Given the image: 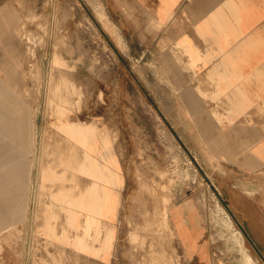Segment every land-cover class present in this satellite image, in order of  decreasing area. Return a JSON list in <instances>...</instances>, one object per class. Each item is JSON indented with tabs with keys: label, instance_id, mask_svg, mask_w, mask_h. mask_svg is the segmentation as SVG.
I'll list each match as a JSON object with an SVG mask.
<instances>
[{
	"label": "crops",
	"instance_id": "1",
	"mask_svg": "<svg viewBox=\"0 0 264 264\" xmlns=\"http://www.w3.org/2000/svg\"><path fill=\"white\" fill-rule=\"evenodd\" d=\"M23 1L0 0V59L6 58L0 60L1 76L8 62L21 71L26 65L17 35L25 19ZM136 3L150 12L158 26L147 36L152 38L153 52L161 54L160 73L153 66L150 72L146 67V84L160 93L164 107L172 95L178 138L222 190L243 229L255 241H264V0ZM66 61L76 79L87 77V67L83 69L73 57ZM3 82L8 85V78L3 77ZM154 83L159 84V91L153 89ZM15 96L20 98L16 103L29 101L34 109H22L20 104L12 113L0 111V165H19L23 176L27 166H36L42 197L43 192L47 195L43 230L87 257L112 261L111 238L120 221L126 188L136 166L151 161L133 158L130 140L114 141L113 128L103 124L105 109L75 114L103 119L99 125L86 122L73 127L69 120L56 125L53 119H70L73 113L65 106L50 110L37 95L25 99V94L16 92ZM202 264L213 262L204 259Z\"/></svg>",
	"mask_w": 264,
	"mask_h": 264
},
{
	"label": "rangeland",
	"instance_id": "2",
	"mask_svg": "<svg viewBox=\"0 0 264 264\" xmlns=\"http://www.w3.org/2000/svg\"><path fill=\"white\" fill-rule=\"evenodd\" d=\"M22 7L25 19L17 35L26 65L21 71L8 62L7 72L2 70L5 101L15 103L18 98L3 82L11 71L12 84L21 87L25 99L37 95L45 99L48 109L65 106L73 113L70 119H53L56 125L61 120L72 121L73 127L86 122L99 125L103 119L75 114L105 109L103 124L113 128L114 141L130 140L134 143L131 156L151 162L136 166L130 178L111 238L114 256L109 262L66 247L56 235L43 230L46 208L36 166H27L23 176L19 166L0 165V176L7 177L11 185L18 183L14 195L6 194L0 186V197L4 195L0 201V264H193L197 259H202L197 261L200 264L204 259L213 264H264V241H255L243 229L238 215L225 203L222 190L178 138L172 95L164 107L160 93L155 94L146 84L145 68L150 72L153 66L160 73L161 66V54L153 52L152 38L147 36L152 28H158L150 12L136 0H24ZM71 57L83 69L87 67V79H76L69 72L66 59ZM155 88L159 91V84L154 83ZM17 104L25 110L34 109L29 101ZM157 198L160 206L166 207V215L156 210ZM179 207L183 208L180 213ZM192 232L195 240L185 245ZM187 246H191L190 254Z\"/></svg>",
	"mask_w": 264,
	"mask_h": 264
},
{
	"label": "bare ground",
	"instance_id": "3",
	"mask_svg": "<svg viewBox=\"0 0 264 264\" xmlns=\"http://www.w3.org/2000/svg\"><path fill=\"white\" fill-rule=\"evenodd\" d=\"M34 2H35V1H34ZM39 16H40V15H39ZM55 16H56V15H55ZM55 16H54V17H55ZM31 26H33V25H31ZM187 26H188V25H187ZM193 29H194V28H193ZM30 36H31V35H30ZM33 36H34V35H33ZM29 38H30V37H29ZM31 38H33V40L35 39V37H31ZM140 39H141V38H140ZM196 41H197V40H196ZM30 44H31V43H30ZM53 54H54V53H53ZM54 57H55V56H54ZM54 59H55V58H54ZM52 60H53V59H52ZM55 60H56V59H55ZM55 63H56V62H55ZM219 66H220V65H219ZM62 72H66V71H62ZM67 73H69V72L67 71ZM203 73H204V72H203ZM37 74H38V73H37ZM7 75H8V83H9L8 85H9L13 90H15L16 92H22V91H21V87L18 88V87H14V86H13V84H14V76H13L12 72L9 71ZM65 75H66V74H65ZM198 75H199V74H198ZM59 76H60V74H59ZM63 76H64V75H63ZM66 76H67V75H66ZM66 76H65V79L68 77V76H67V77H66ZM198 77H199V76H198ZM60 81H61V79H60ZM203 81H204V80H203ZM48 82H49V81H48ZM12 83H13V84H12ZM175 84H176V83H175ZM8 85H6L7 88L11 89ZM17 85H20V82H17ZM175 86H177V85H175ZM199 88H200V87H199ZM195 89H196V88H195ZM197 89H198V88H197ZM200 89H201V88H200ZM207 90H208V88H207ZM191 91H192V90H191ZM202 91H203V90H202ZM207 92H208V91H207ZM209 92H210V91H209ZM188 93H189V91H188ZM204 93H205V92H204ZM194 94H195V93H194ZM206 95H207V94H206ZM209 95H210V94H209ZM213 95H214V94H213ZM21 96H23V95H21ZM6 97H7V94L4 93V88H2V94H0V111L3 110V111H7V112H9V113H10V112L12 113L14 110H18V109H20L19 104H17L16 102H15V103H12L10 100L5 101V100H7ZM194 97H195V96H194ZM202 98H203V97H202ZM71 99H72V98H71ZM71 99H70V100H71ZM74 99H75V98H74ZM195 100H196V99H195ZM195 100H194V101H195ZM198 100H199V99H198ZM194 101H193V102H194ZM205 102H206V101H205ZM207 102H208V100H207ZM207 102H206V103H207ZM221 103H222V102H221ZM234 103H235V102H234ZM202 104H203V100H202ZM208 104H209V103H208ZM196 105H197V104H196ZM236 105H237V104H236ZM209 106H212V105H208V108H210ZM229 106H231V105L229 104ZM216 108H217V107H216ZM218 108H219V107H218ZM219 109H220V108H219ZM219 109H218V111H219ZM230 110H232V109L230 108ZM230 110H229V111H230ZM254 110H255V108H254ZM254 110H253V111H254ZM223 112H224V111H223ZM254 112H255V111H254ZM37 113H38V112H37ZM255 113H257V112H255ZM255 113H254V115H257V114H255ZM252 114H253V113H252ZM44 115H45V114H44ZM129 115H130V114H129ZM215 115H216V113H215ZM217 115H218V114H217ZM243 115H246V113L243 114ZM254 115H253V116H254ZM218 116H219V115H218ZM247 116L249 117V115H247ZM247 116H246V117H247ZM251 116H252V115H251ZM263 116H264V115H263ZM204 117H205V116H204ZM241 117H242V116H241ZM246 117H245V118H246ZM243 118H244V117H243ZM243 118H242V119H243ZM258 118H259V117H258ZM84 119H85V118H84ZM238 119H239V118H238ZM204 120H205V119H204ZM260 120H261V119H260ZM235 121H236V120H235ZM240 121L243 122L241 119H240ZM244 121H246V120H244ZM37 122H38V121H37ZM260 122H261V121H260ZM260 122H259V123H260ZM262 122H263V120H262ZM43 123H44V122H43ZM263 123H264V122H263ZM20 124H21V123H20ZM260 124H261V123H260ZM18 125H19V124H18ZM261 126H262V125H261ZM262 128H264V127H262ZM7 130H8V129H7ZM16 130H17V129H16ZM36 135H37V134H36ZM9 140H10V139H9ZM7 141H8V140H7ZM1 142H2V141H1ZM2 143H3V142H2ZM36 143H37V142H36ZM13 144H14V143H13ZM34 144H35V143H34ZM34 144H33V145H34ZM9 145H10V144H9ZM69 146H70V145H69ZM13 147H14V146H13ZM63 148H64V147H63ZM23 150H24V149H23ZM26 150H27V149H26ZM76 152H77V151H76ZM211 152H212V151H211ZM21 153H22V152H21ZM25 153H26V152H25ZM13 156H14V155H13ZM21 156H22V155H21ZM63 156H64V155H63ZM17 157H18V156H17ZM19 158H20V157H19ZM20 159H21V158H20ZM20 161H21V160H20ZM73 161H74V160H73ZM69 165H70V164H69ZM18 166H19V165H18ZM8 167H9V166H8ZM24 168H25V167H24ZM26 168H27V167H26ZM61 168H62V167H61ZM63 168H64V166H63ZM6 169H7V168H6ZM10 169H11V168H10ZM14 169H16V168H14ZM14 169H13V170H14ZM16 170H17V169H16ZM46 170H47V169H46ZM59 170H60V169H59ZM148 170H149V169H148ZM8 172H9V169H8ZM14 172H15V171H14ZM23 173H24V172H23ZM30 173H31V172H30ZM15 174H16V173H15ZM50 174H51V173H50ZM2 175H3V174H2ZM2 175L0 176V186L2 185V189H3L4 191H6V194H8V195H10V194L14 195L13 193H14V192H17V191H16V190H17V186H16V185H17L18 183H17L16 185H11V183L8 182V178L5 177V176H2ZM57 177H58V176H57ZM20 178H21V177H20ZM21 179H22V178H21ZM13 180H14V179H13ZM17 180H18V179H17ZM19 181H20V180H19ZM33 181H34V178H33ZM50 181H51V180H50ZM50 181H49V182H50ZM60 181H61V180H60ZM20 182H21V181H20ZM19 184H20V183H19ZM21 184H22V183H21ZM33 184H34V183H33ZM22 185H24V184H22ZM67 185H68V184H67ZM37 186H38V185H37ZM47 186H48V184H47ZM65 186H66V185H65ZM68 186H69V185H68ZM68 186H67V188H68ZM19 187H20V186H19ZM57 187H58V186H57ZM59 187H60V185H59ZM69 187H70V186H69ZM157 187H158V186H157ZM22 188H23V187H22ZM38 188L41 190L40 187H38ZM60 188H61V187H60ZM27 189H28V188H27ZM157 189H158V188H157ZM160 189H161V188H160ZM32 190H33V189H32ZM56 190H57V189H56ZM56 190H54V191H56ZM25 192H26V191H25ZM45 192H46V191H45ZM50 192H51V190H50ZM159 192H160V191H159ZM17 193H18V192H17ZM41 193H42V192H41ZM19 194H20V193H19ZM26 194H27V192H26ZM39 194H40V192H39ZM39 194H38V195H39ZM48 194H49V193H48ZM75 194H76V193H75ZM31 195H32V194H31ZM43 196L46 197L47 195H45V193L43 192ZM2 197H4V195L0 197V201L4 200V199H2ZM5 197H6V195H5ZM19 197H20V196H19ZM45 197H44V198H45ZM38 198H41V197H38ZM44 198H42V199H44ZM46 198H47V197H46ZM65 198H66V197H65ZM8 201H10V200H8ZM23 201H24V200H23ZM23 201H22V202H23ZM26 201H27V200H26ZM40 201H41V200H40ZM10 202H11V201H10ZM10 202H9V203H10ZM12 202L15 203L14 201H12ZM42 202H43V201H42ZM63 202H64V201H63ZM74 202H75V201H74ZM6 203H7V202H6ZM44 203H45V202H44ZM166 203H169V200H168V199H167V202H166ZM7 204H8V203H7ZM39 204H40V202H39ZM54 204H55V203H54ZM20 205H21V204H20ZM47 205H48V203H47ZM56 205H57V204H56ZM154 205H155L156 210H158V211H160V212H162L163 214L166 215V212H167L166 207H165V206H160V200H159L158 198H157V200L155 201V204H154ZM9 206H10V205H9ZM23 206H24V205H23ZM159 206H160L161 208H160ZM20 207H21V206H20ZM24 207H25V206H24ZM52 207H53V205H52ZM15 209H17V208H15ZM51 209H52V208H51ZM54 209H55V208H54ZM54 209H53V210H54ZM182 209H183V208H181L180 211H181ZM18 210H19V209H17V211H18ZM73 211H74V210H73ZM180 211H179V213H180ZM25 212H26V210H25ZM77 212H78V211H77ZM15 213H16V212H15ZM40 213H41V212H40ZM63 213H64V212H63ZM18 214H19V212H18ZM23 214H24V213H23ZM25 214H26V213H25ZM51 214H53V213H51ZM21 215H22V214H21ZM28 215H29V214H28ZM44 215H45V214H44ZM142 215H143V214H142ZM186 215H187V214H186ZM14 216H16V214H15ZM160 216H161V214H160ZM180 216H183V214L180 215ZM23 217L25 218V216H23ZM154 217H155V216H154ZM4 218H5V217H4ZM16 218H17V217H15V219H16ZM24 218H23V219H24ZM163 218H164V217H163ZM46 219H47V218H46ZM57 219H58V218H57ZM2 220H3V219H2ZM2 220H1V221H2ZM24 220H25V219H24ZM150 220H151V219H150ZM14 221H15V220H14ZM40 221H41V219H40ZM40 221H39V222H40ZM44 221H45V219H44ZM44 221H43V222H44ZM52 221H53V219H52ZM54 221H55V220H54ZM12 222H13V221H12ZM23 222H24V221H23ZM14 223H15V222H14ZM14 223H13V224H14ZM20 223H21V222H20ZM37 223H38V222H37ZM54 223H55V222H54ZM54 223H53V224H54ZM187 223H188V221H187L186 224H185L186 226L188 225ZM4 224H5V223H4ZM7 224H8V223H7ZM158 224H160V223L158 222ZM158 224H157V225H158ZM11 225H12V223H11ZM17 226H18V225H17ZM55 226H56V225H54V227H55ZM159 226H160V225H159ZM4 227H5V226H4ZM11 227H12V226H11ZM11 227H10V228H11ZM20 227H21V226H20ZM41 227H42V226H41ZM0 228H1V227H0ZM10 228H8V229H10ZM14 228H15V226H14ZM18 228H19V227H18ZM18 228H17V229H18ZM59 228H60V227H59ZM59 228H58V229H59ZM159 228H160V227H159ZM8 229H7V230H8ZM54 229H55V228H54ZM54 229H53V230H54ZM14 230H15V229H14ZM53 230H52V231H53ZM5 231H6V230H5ZM8 231H9V230H8ZM19 231H20V230H19ZM2 232H3V231H2ZM2 232H0V234H1ZM16 232H17V231H16ZM16 232H15V233H16ZM61 232H62V231H61ZM73 232H74V231H73ZM19 233H21V232H19ZM172 233H173V232H172ZM172 233H171V237H172ZM17 234H18V233H17ZM6 235H7V234H6ZM173 235H174V233H173ZM10 236H11V235H10ZM1 237H2V236H1ZM1 237H0V238H1ZM169 237H170V236H169ZM171 237H170V238H171ZM167 238H168V237H167ZM4 239H6V238H4ZM142 239H143V238H142ZM191 240H193V235H192L191 233H189V234H188V239L184 241V244L187 245L188 242L191 241ZM8 243H9V242H8ZM16 243H17V242H16ZM19 243H20V242H19ZM79 243H80V242H79ZM190 244H191V243H190ZM10 245H11V244H10ZM3 246H4V245H3ZM189 247H190V251H191V246H187V248H186V251H187L188 254H190V252H189ZM2 248H3V247H2ZM13 249H14V248H13ZM3 250H4V249H3ZM22 251H23V250H22ZM66 251H67V250H66ZM43 254H44V253H43ZM17 256H18V255H17ZM20 256H21V255H20ZM18 257H19V256H18ZM70 257H72V256L70 255ZM67 258H68V257H67ZM89 258H91V257H89ZM152 260H153V259H152ZM152 260H151V261H152ZM0 261H1V259H0ZM91 261H92V260H91ZM97 261H98V260H97ZM92 262H93V261H92ZM103 264H104V263H103ZM193 264H197V262H194Z\"/></svg>",
	"mask_w": 264,
	"mask_h": 264
}]
</instances>
